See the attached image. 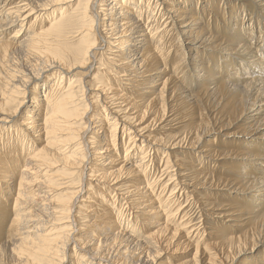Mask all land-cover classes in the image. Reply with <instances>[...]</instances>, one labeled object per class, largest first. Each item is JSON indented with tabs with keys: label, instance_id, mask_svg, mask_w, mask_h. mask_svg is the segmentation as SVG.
<instances>
[{
	"label": "bare ground",
	"instance_id": "obj_1",
	"mask_svg": "<svg viewBox=\"0 0 264 264\" xmlns=\"http://www.w3.org/2000/svg\"><path fill=\"white\" fill-rule=\"evenodd\" d=\"M108 1L79 0L67 13L56 9L69 0H20L10 9V0H0V30L33 26L40 12L52 9L31 34L0 36V61H25L15 63L11 77V71L0 72V182L6 185L0 187V207L11 204L0 208L10 213L1 217L8 218L0 234L6 233L2 244L10 250L0 252V264H264L253 255L241 259L264 246V199L255 207L218 205L198 191L226 190L225 200L264 197L260 142L250 150L221 152L204 141L213 131L264 139V59L247 44L254 31L248 39L231 31L217 10L219 0ZM251 1L264 14V0ZM220 50L229 59L219 58ZM228 60L243 63L253 78L238 87L240 77L226 80L213 72ZM33 82L42 84L30 90ZM210 103L214 111L205 118ZM153 124L186 135L155 139L148 133ZM136 141L150 143L146 152ZM10 142L24 148L14 174L3 151ZM154 146L163 159L156 170ZM178 147L197 161L173 157ZM133 149L140 150L136 161ZM53 158L65 169L52 171ZM202 158L224 168L222 176L206 171ZM225 159L258 167L228 166ZM83 190L87 197L80 199ZM94 190L107 200L105 214L94 210L101 206ZM177 196L195 201L204 227L189 225ZM35 202L44 215L31 211ZM126 207L133 215H126ZM217 223L225 229L214 233ZM183 249L188 254L181 256Z\"/></svg>",
	"mask_w": 264,
	"mask_h": 264
},
{
	"label": "rangeland",
	"instance_id": "obj_2",
	"mask_svg": "<svg viewBox=\"0 0 264 264\" xmlns=\"http://www.w3.org/2000/svg\"><path fill=\"white\" fill-rule=\"evenodd\" d=\"M18 1H20V0H10V3L8 4L7 9H10L12 7H16L18 5H22V4H20L22 2H18ZM52 1H56V0H52ZM78 1L79 0H69V2L65 3L63 6H60L56 10H59V11L60 10H64V11H67V13H70V12H72L73 7L76 6V4H77ZM98 1L99 0H97V2ZM109 1H111V0H109ZM218 5H219V7L217 8V10L224 15L225 22L228 25H230L231 31L237 29L239 31V34L245 36L247 39L250 36V34L254 31V37H253L252 41L248 39V43L247 44H252L253 47H256L258 49V51L260 52V54H261V55H259V53H258V55L261 56L264 59V14H263L262 9L259 8L258 5H255L251 0H219ZM51 10L52 9L49 8L48 10H44V11H46V13L45 12H40V16L41 15H43V16L38 21H36V23L33 24V26H30V25L28 26V23H26L22 29L20 28V30L18 29V26H15V25L14 26H10V27H3L0 30V36L3 37V38L4 37H6V38L7 37H10L11 35H13V31L15 32L16 30L22 31V34L23 35L26 34V33H27L26 35L31 34L35 30H37L38 28H40L41 25H42V27L45 25V23L47 21L46 16L50 13ZM23 12L24 11H22V14H23ZM251 30H253V31H251ZM229 33H231V32H229ZM12 39H15V38H12ZM68 40L70 42H72V43H70ZM68 40L67 41L70 43V45L76 43V42H74L76 40L75 38H71V39L69 38ZM67 41H66V43H68ZM3 51L4 50L2 48H0V55L2 53H4ZM216 55L219 58L229 59V56H227V54L224 53V51H221V50L220 51H217L216 52ZM15 63L18 66H22L23 64H25V61L24 60H21V59H18L16 62H14V60H11L10 61V57L9 58H6V59L0 61V69H1L0 72H4L5 71L4 73H7V72L11 71L12 73H9L10 74V77H11V75H14L13 74V71H14L13 69L15 68V66H14ZM27 63H28V61H26V65L24 66V69L27 70L26 71L27 72L26 74H28L25 77L29 80L32 77V75H29L30 68L28 67L29 65H27ZM244 67L245 66L243 65V63H236L235 60L233 62H231V60H228V61H226L223 64L222 67L221 66L219 67L217 64H215L212 67V70H213V72L215 74H226V76H225L226 77V80H230L231 78H234V77H240L241 78V82H240V84H238V87H240V86H243V85L247 84V83H243V82H248L249 80H251L253 78L251 76H248L247 73H249V71L247 73H245V71L243 70ZM16 76L19 77L20 75H16ZM53 76H54L53 74L48 75L49 79H51ZM19 79H21V78L19 77ZM43 81L44 80H42V82ZM1 82H3V81L0 80V90H1L2 86L4 85V83L2 84ZM42 82L40 84H42ZM39 85H36L35 86V83L32 84V86L30 85L31 86L30 90L31 89L32 90H36L37 87H40ZM122 88H123V86H122ZM42 91L43 90H41V92ZM38 93H40V92H38ZM29 100H30V98L27 99V100L25 99V101H24L25 106L27 105V103L29 102ZM42 100H43V95H42ZM14 102H13V105H14ZM23 109L24 108H22V111H23ZM205 109L206 110L203 111V114L205 115V118L206 117L208 118L210 115L213 114V111H214L212 104L211 103L210 104H205ZM122 116H123V114H122ZM186 116L188 118L189 115L187 114ZM112 117H113V115H112ZM102 118L105 119L106 116H103L102 115ZM15 119H17V118H15ZM182 121H184V120H182ZM15 123H18V122H15V120H14L12 122V124L10 125L11 126L10 127L11 128L10 129L11 131H14V129L12 130V127H17L15 125ZM210 123L213 124L214 129H217L218 128L217 122L211 121ZM172 127H174V126H172ZM149 129H150V131L148 132L149 135L150 136H154L155 139L169 137L171 140H173V139L178 138L180 136L186 135L184 133V131L181 130V129L161 128V125L160 124L159 125L153 124V125H151V127ZM165 129H168V130H165ZM234 129L235 128H232L231 130H234ZM231 130H230V132H231ZM224 133L225 132H223V133H218V132H215V131L210 132L204 138V141H205V143L207 142L212 147L216 148L217 151H221V152H225L226 150H230V149H232V150H242V149H248V150H250L251 147H253L255 144H258L259 142L264 147V139H256V138H253L254 136H235V135L234 136H224ZM128 137H124L123 141L124 140L126 141L128 139ZM139 137L140 136H138L137 138L139 139ZM141 144L143 145L142 151H145V149H147L148 146L150 145V143H148L147 141H143L142 143H140L139 141H136V146L140 147ZM119 145H120V156H122L124 154V152H125L124 144H121L119 142L118 146ZM146 146H147V148H146ZM183 148L184 147H178L177 150H175L176 148L173 149L174 153H172V156L175 157L177 155L178 157L183 158L186 162L197 161V160H193V158H192V156L190 154L189 155H186V153H187L186 151L187 150H184ZM23 149L24 148H21L20 146L16 145V143H13V142L4 144V147H3V151H5L4 154L5 155H8V157L6 159V162L8 163V166L7 167L9 168V165L11 166L12 170H9V171L11 173H13V174L17 172L18 159L20 160V152ZM156 150H161V147L160 146H154V148H152V152H151L152 153V157L155 156V158H154L155 164L153 165L154 170H156L158 168V163L160 162V159H161L160 151H156ZM192 150H189V151L191 152ZM139 151L140 150L137 151L136 149H133L132 150V153L133 152H136V155L132 154V156L133 155L136 156V157L132 158L134 161H136V160L139 159V155H140V152ZM116 152L118 153L119 152V149ZM200 160H201L200 161L201 166H203L206 169V171H208L209 173H212L213 172L212 175H214V176L215 175L216 176H222V171H223L224 168H222L220 165H217V164H214V163L212 164V162L210 160H208V158H202ZM161 161L163 162V159H161ZM48 162L52 165V167L55 165L52 168V171H56L57 170V171H60L61 172V170L65 169V167L63 165L56 164L57 160L54 159V158L53 159H50ZM222 162H223L222 164L228 165V166H232L235 163H239L240 164V163H244L245 162V164H246L248 162L250 165H252V168L253 169H255L256 167H258L255 163H253V161L225 159V160H222ZM197 164H199V163H197ZM42 168H43V166H42ZM161 182H163V181H161ZM161 182H159L158 184H156V188H157L156 192L161 187ZM4 183L5 182H0V187H2V186L5 187L6 185ZM147 183H150V181H147ZM9 189L11 191L13 190L12 188H9ZM198 191L200 193L201 192L202 193H205V191H206V194H207L208 198H213V200H215L214 203H216L218 205H220L222 203H226L227 204L230 201H232L238 207L239 206H242V207H247V206L248 207L249 206L255 207V206H258L262 202V200L264 199V197H260L261 199L257 200L258 198H255V197H250V198L248 197L249 199H247V198H243L245 196H233V195H230V197H229L230 199L229 200H225L222 197L223 196L222 194L223 193L226 194L227 193L226 190L220 191V190H217V189H215V190H212V189H199ZM92 194L95 196L94 200H97V202L101 203V206H96V207H95V204H94V207H95L94 210L96 211V213H104L105 214L106 212H105L104 209L106 208V205H107V202L106 201L107 200L105 199V197L104 198L97 197V195H99V192H97L95 190L93 191ZM80 195H81L80 196L81 197L80 199H83L84 197H87V196H84L85 195L84 190L82 191V194H80ZM5 196H7V195H5ZM184 199L185 198L183 196L181 198H180V196L178 197V200H179L178 202L180 203L181 207H183L182 210H181V214L184 211V213L186 214L185 215L186 218L185 217L184 218L187 221L190 220L189 221V225L190 226H191V224L195 223L194 225H192L193 228L199 227V226H201V224H203L202 226L204 227V224L206 222L201 218L200 213L198 212V209H197V205L195 204V201L193 200L194 202H192V200H190L188 202H185ZM225 201H227V202H225ZM40 204H41L40 202H35L34 204H32L30 206L31 207V211L40 212V215L42 213H43L42 215H44L45 212L40 209L41 208V205ZM187 204H188V207H187ZM10 205H11L10 202L9 201L8 202L6 201V202H3V205L0 208H3V209L4 208H10ZM126 210H127L125 212L126 215H128L129 213H131L133 215V211L132 212L130 210L128 211V207H126ZM186 211H188V212H186ZM8 215H10L9 212H6L4 214L0 212V221H2V223H3V226H1L0 229L1 228H5L6 229V226H7V223L6 222H7L8 218H6V219H3V218L4 217H7ZM1 217H3V218H1ZM144 217L145 218H148L147 216H144ZM90 218L91 217H89V219ZM145 218H144V221L143 222L144 223H147V220ZM200 221H201V223H200ZM222 224L221 223H217V225H219V227H217V225H216V228L217 229H214L212 232L217 233L219 231V228H222L223 227ZM225 224L227 225V224H229V222H226ZM82 225H85V224H82ZM140 229L142 230L141 227H140ZM223 229H225V227H223ZM210 231H211V228H210ZM208 232H209V230H208ZM7 240H9V239H7L6 233L5 234H0V243L1 244L3 242H6ZM213 240H215V239H213ZM258 248L259 249L255 253H252V254L249 251H247L248 253L245 252L243 254V256H241V259L242 258L244 259L246 257L248 258L249 256H252L253 255L254 256L253 257L254 258V261L255 262H260L262 259H264V246L263 247L260 246ZM8 250H10V247L7 244H2V246L0 247V252L1 253H6ZM183 250L184 251L182 253L179 252V255L183 256V255H187L188 254V251L186 249H183ZM68 254H69V252H67L66 259L69 258L68 257ZM189 258L190 257L188 256L186 259H189ZM183 261L184 260H182V262ZM171 262H169V264ZM71 263L72 264H76L74 261H72ZM172 264H174V263L172 262ZM175 264H177V263H175Z\"/></svg>",
	"mask_w": 264,
	"mask_h": 264
}]
</instances>
